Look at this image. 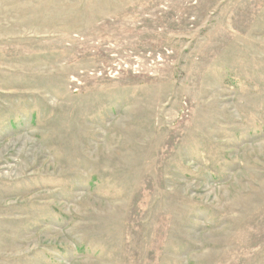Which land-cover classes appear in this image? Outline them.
Wrapping results in <instances>:
<instances>
[{
  "label": "rangeland",
  "instance_id": "obj_1",
  "mask_svg": "<svg viewBox=\"0 0 264 264\" xmlns=\"http://www.w3.org/2000/svg\"><path fill=\"white\" fill-rule=\"evenodd\" d=\"M0 264H264V0H0Z\"/></svg>",
  "mask_w": 264,
  "mask_h": 264
}]
</instances>
